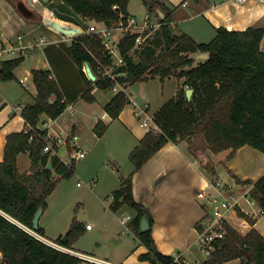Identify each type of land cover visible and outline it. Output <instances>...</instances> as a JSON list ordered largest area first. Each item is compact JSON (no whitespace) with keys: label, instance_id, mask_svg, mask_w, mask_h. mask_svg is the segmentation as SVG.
<instances>
[{"label":"trees","instance_id":"obj_1","mask_svg":"<svg viewBox=\"0 0 264 264\" xmlns=\"http://www.w3.org/2000/svg\"><path fill=\"white\" fill-rule=\"evenodd\" d=\"M129 1L63 0L64 3L58 4L67 6L70 15L78 20L77 24L83 26L79 17L108 24L125 21L129 16ZM143 1L149 12H157V7L161 6L165 16H160L161 27L140 51L133 52L138 33H127L121 38L119 45L125 63L116 67V71L125 74L116 78L104 75L103 66L112 63L113 58L92 32L76 35L69 43L48 44L45 51L52 68L32 70L37 94L34 101L27 103L21 111L28 129L8 135L5 157L0 161V209L6 213L0 211V249L4 256L1 264L81 263L78 256L55 248L20 223L33 229L37 211L40 208L46 210L48 197L58 182L70 178L75 171V161L71 164L59 154L45 151L49 134L48 129L39 128L41 115L46 113L56 119L80 97L95 101L93 91L96 87L108 90L118 83H135L157 75L161 78L170 75L185 77L184 86L153 114L160 129L151 128L131 151L135 171L167 142L191 138L200 130L214 152L232 148V156L245 144L264 152V51L261 49L264 26L235 30L222 25L216 27L217 33L212 40L198 42L185 32H175L173 11L164 3ZM52 9L57 14L56 9ZM195 52H207L209 57L194 65L196 58L191 54ZM137 54L139 60H136ZM24 59L23 55L2 59L0 54V80L16 79V69ZM86 63L96 74V80L88 77L84 68ZM188 88L194 90L191 98L188 97ZM130 102L129 94L120 90L104 108L113 118H118ZM108 126L99 119L94 130L101 137ZM54 147L59 148L55 141ZM21 152H29L31 158L30 170L25 173H21L18 166ZM134 172L122 177L120 186L112 193L111 208L118 210L127 204L137 210L134 229L141 243L148 247V251L140 255L142 259H148L152 264H184L181 258L163 253L158 248L153 236V215L149 207L134 195ZM237 181L253 184L252 196L264 211V174L256 180L237 176ZM235 208L240 216L252 224L256 222L239 205ZM145 215L149 216L151 228L141 232V220ZM223 226L226 230L224 236L214 240L215 248L201 264H225L235 257H242L246 264L252 261L264 264V235L257 228L253 227L243 235L228 220H224ZM197 227L200 231L204 229L202 223ZM81 228L82 223L76 219L67 241H63V236L57 241L72 247L75 239L72 233ZM36 231L46 236L43 226Z\"/></svg>","mask_w":264,"mask_h":264},{"label":"crops","instance_id":"obj_2","mask_svg":"<svg viewBox=\"0 0 264 264\" xmlns=\"http://www.w3.org/2000/svg\"><path fill=\"white\" fill-rule=\"evenodd\" d=\"M53 1L64 3L63 0ZM159 1L173 11L172 24L175 32L180 27L179 30L182 32L179 33L185 32L198 42L212 40L217 33L216 27L222 25L235 30H244L249 26H264V0H246L244 2H237L236 0ZM161 13L165 16L161 6H158L155 16L158 14L162 16ZM147 14L152 17L154 15L153 12L148 10L145 15ZM129 15L137 16L130 10ZM38 16L41 15L26 0H0V49H3L1 57L2 59L20 55L25 57L23 63L16 69V79L0 80V161H3L5 157L8 135L28 129L26 119L21 111L27 103L34 101L37 94V86L33 79L32 70L40 67L52 68L45 47L50 43L62 42V33L54 30L44 21L46 17L51 16L46 14L42 21ZM54 18L64 23H72L69 20H63L58 15ZM82 20L87 23L93 22V19L82 18ZM72 24L80 26L76 23ZM42 38H45V40L43 41ZM261 49L264 51V36L261 41ZM199 54V52L191 54L196 58L194 65H198L196 62L199 59H205L199 58ZM137 83H140V86L136 89L134 88L135 82L117 84L114 88L108 90L96 87L93 91L96 98L98 90L111 92L110 95L108 94L104 98V106L120 90H124L129 94L131 102L126 105L117 118L122 128L116 127V130L121 129L123 131V137L126 133V139L124 137V141H120V144L122 150L128 152L129 156L131 149H134L139 140L151 128L160 129L153 119V114L184 86L185 77L180 78L176 75H170L161 78L157 75L137 81ZM131 84H134L133 90L130 88ZM79 99L81 98L71 102L67 107V110L73 116L77 115L74 105L77 104ZM105 117H109L106 110L101 117L93 122V130L97 121L99 119L104 121ZM144 120L148 121V125L142 124ZM58 122L60 123L59 127ZM111 122L106 123L110 125ZM83 126H85V119L81 117L71 119L64 113L56 119L43 113L39 123V128L48 129L49 137L52 139L69 137L72 144L76 135L78 137L76 139L78 142L77 148L85 150L91 144L83 137L85 129H82ZM56 128L59 129L58 132ZM106 132L101 137H105ZM194 137L181 139L177 142H167L136 171L135 165L130 159L133 166L129 169V173L123 174L120 180L114 179L110 188L103 194L104 198L107 197L109 200L105 199V202L108 201L105 203V211L101 213L98 219L101 224L106 223L109 225L111 230H114L113 234L120 233L121 224L126 226L128 231L120 234H126V236L125 238L119 236L120 241L118 242L120 247L126 250L124 254H111L105 258L124 264H152L150 260L140 257L142 253L148 251V247L141 243L134 229L136 211L133 209V213L131 212V214L129 213L121 219L119 213L124 207H127V204L118 210L111 208L112 193L120 186L122 177H126L134 171V195L137 200L142 201L149 207L154 216L153 236L158 248L163 253L181 258L184 264H189L191 254L188 253L193 248L194 242L200 239V230L197 224L212 218L215 205H220L225 213L226 220L243 235L253 227L264 235V211L250 193L253 185L250 184L249 188L243 190L241 189L242 185L248 184L237 181V176L242 179L256 180L264 174V152L250 144L241 146L232 156H230L232 148L214 152L207 147L205 152L194 144ZM58 145L60 148L59 155L63 160L68 162L65 158L66 153L71 159L75 158L72 155L75 149L72 145H62V143ZM114 156L117 157V155ZM210 161H212V166L208 167L207 164ZM18 166L21 173L30 170L31 158L29 152H21L18 155ZM157 179H160L158 184H156ZM247 196L250 198L249 201L256 205L255 207L245 205L243 198ZM224 200H228L233 204L237 203L256 222L252 224L246 218L240 216L233 207L226 208L222 206ZM0 211L2 210L0 209ZM41 218L40 226H43L45 232H47L46 226L41 224ZM125 218L126 221L124 222ZM87 225V230L94 228H87ZM58 234L56 236L63 235L61 231ZM130 235H133L135 243H138L135 247H133L134 242L131 240ZM44 237L52 240L47 237V234ZM72 247L80 251H86V249L79 248L75 244ZM95 249L97 248L93 250ZM196 258L193 264H201L205 260L198 257V255ZM3 261V252L0 249V264Z\"/></svg>","mask_w":264,"mask_h":264},{"label":"rangeland","instance_id":"obj_3","mask_svg":"<svg viewBox=\"0 0 264 264\" xmlns=\"http://www.w3.org/2000/svg\"><path fill=\"white\" fill-rule=\"evenodd\" d=\"M26 1L31 7H34V9H36L43 18L46 14H49L50 9L55 8L57 11L56 15L61 16L63 20H69L70 22L76 24L78 23V20L72 17L73 15H70L71 11L64 4H58L53 0ZM152 1L154 2V0ZM128 6L129 10L133 14H136L139 18H143L147 12V6L143 0H130ZM61 11H65V13H61ZM153 13L154 15L152 18L155 19L154 21H159L160 15L158 14L155 16V12ZM42 19L40 17V21H42ZM82 22V28L84 29L82 33H89V25L92 22ZM179 29L180 27L176 30V32L178 31L177 33L182 32ZM135 57L136 60H139V54L135 55ZM115 58L118 60L119 55L117 54ZM200 60L201 59H199L196 64H198ZM133 85L134 84L130 85L132 90ZM138 86H140V83L136 82L134 88L136 89ZM107 92L108 91L98 90L97 98L93 102L80 97L81 99H79L77 104L74 105V109L77 114L76 116L69 113L67 108L65 109V112H63L64 115L71 117V119L75 117L85 119V126L82 128H85L83 137L91 144V146L85 149L86 156L82 159H71L68 153H66L65 158H67L69 163L72 164L73 161H75L74 174L70 178H65L58 182L55 190L48 197V207L42 214L41 218V224L46 226L47 237L54 241L59 239V236L56 235H59L58 233L60 231L63 234L62 236H64L71 229L74 221L76 219L79 220L82 223L83 228L75 229L73 231L72 236L76 239H74L73 244L79 248L86 249L85 252H89L102 258L111 254L121 255L125 253L126 249L124 250L120 247V243L118 242L120 241V238H125L126 234H120L128 231L126 226L121 224L120 233L113 234L114 230H111V227H109L106 223L101 224L98 217H100L101 213L105 211V203L108 202H105V199L109 200L107 197L104 198L103 194L110 188L114 179L120 180L121 176L123 174H128L130 171L129 169L133 166L130 161V156L127 154L128 152L126 153V151L124 152L122 150L120 141H124V137L126 139V133L123 137V131L121 129H119V131L116 130V127L122 128V125L119 123L117 118H113L106 111L109 117H105L104 121L111 122L112 120V122L108 127L109 131L107 130L105 137L98 136L92 128L93 122L105 113L104 98L106 95L111 94V92ZM57 124L59 127L60 123L58 122ZM56 131L58 132L59 129ZM128 137L131 139L129 135ZM193 141L196 146H199L201 150H204L205 152L207 147H209V143L205 138L204 132L201 130L195 135ZM114 155H117V157ZM207 165L208 167H211L212 161H210ZM159 182L160 179H157L156 184ZM243 184H248L242 185L241 189L245 190V188H249L252 183ZM250 193L251 195L253 194L252 190ZM249 199V196L243 198L245 205L255 207L256 205L252 204ZM133 209L137 213V210L129 205L124 207V209H122L119 213L121 219L129 213H133ZM87 224H91L94 228L92 230H87ZM130 238L134 242L133 247H135L138 243H135L133 235H130ZM193 245V248L188 253L191 254L189 264H193V262L196 261L197 255L201 259H206L208 257L207 252L203 250L201 239H198V241L194 242ZM94 248L97 249L93 250ZM80 264L100 263L82 259ZM225 264L246 263L243 262L242 257H235L226 261ZM250 264L257 263L252 261Z\"/></svg>","mask_w":264,"mask_h":264},{"label":"built area","instance_id":"obj_4","mask_svg":"<svg viewBox=\"0 0 264 264\" xmlns=\"http://www.w3.org/2000/svg\"><path fill=\"white\" fill-rule=\"evenodd\" d=\"M237 2H244L246 0H236ZM116 7V6H115ZM49 16L55 17L56 12L54 9H51L49 12ZM82 19L81 17H79ZM155 19L152 18L150 14L145 15L143 18H139L138 16H131L129 15L127 19L121 20L119 22L113 23V24H108L105 21H99L96 19H93V22L89 25V33L92 32L96 34V36L102 41L104 44L106 50L108 51L109 54H111L113 58V62L109 64H105L103 66V73L106 76H110L112 78H116L117 76L125 74L124 72H117L116 67L119 65L125 63L124 56L121 53L120 50V40L123 36H125L127 33H133L136 32L138 33V36L136 38V44L133 48V52L136 50L140 51L145 44L147 43L148 39L151 38L155 32L161 27L162 22L161 20L159 21H154ZM74 36H69L62 34V41L65 42H71ZM44 41L45 38H42ZM3 49H0V54L2 53ZM119 55V59L116 60L115 56ZM121 84V83H118ZM143 125H148V121L144 120L142 121ZM156 129V128H154ZM157 130V129H156ZM78 137L75 135L73 138V142L71 144V139L68 138H63V137H56L54 139L50 138L48 136L47 139V144L45 146V151H52L57 154L60 152V148L55 149L54 147V141L57 144L62 143V145H72L75 149L72 152V155L75 158H83L86 156V150L77 148L78 142L77 139ZM59 146V145H58ZM72 147V148H73ZM255 202V201H252ZM238 205L237 203L233 204L230 203L228 200H224L222 202V206L226 208H235V206ZM3 212V211H1ZM6 214L5 212H3ZM223 209L220 207V205H215L214 206V211L211 219L205 220L202 224L204 226V229L200 231V239L202 242L203 250L207 252L208 256L211 254L212 250L215 248L214 247V240L219 237H223L226 230L223 226L224 220H226V217L224 215ZM130 217V216H128ZM127 217V218H128ZM126 221V218L124 219V222ZM21 226L35 234L37 237L40 239L44 240L45 242L51 244L55 248L62 250L64 252L73 254L78 256L81 259H87L91 261L98 262L100 264H124V263H118L114 262L110 259L107 258H102L95 256L91 253L84 252L77 250L73 247H69L65 245L64 243H61L59 241H54V240H49L46 239L43 235L39 234L37 231L34 229L27 227L26 225L20 223ZM92 225L88 224L87 228H91ZM178 259V258H177Z\"/></svg>","mask_w":264,"mask_h":264},{"label":"water","instance_id":"obj_5","mask_svg":"<svg viewBox=\"0 0 264 264\" xmlns=\"http://www.w3.org/2000/svg\"><path fill=\"white\" fill-rule=\"evenodd\" d=\"M161 11V9H160ZM162 12V11H161ZM162 14V13H161ZM161 17H164V15L162 14ZM45 23L50 26L51 28H53L54 30L65 34V35H69V36H76L82 33L83 28L81 26L78 25H74L72 23H64L61 20H58L54 17H46L44 19ZM199 58H208L209 57V53L204 52V53H200L198 55ZM85 71L88 75V77L91 80H96L97 76L94 73V71L92 70L91 66L89 63L85 64ZM193 89L192 88H188L187 89V93H188V97L191 98L192 94H193ZM51 163L49 164V167H51ZM44 213V208H40L35 217H34V230L36 231L39 227H40V218L42 216V214ZM151 228L150 225V219L148 215H145L142 220H141V232L147 231ZM70 231V230H69ZM69 231L63 236V241L66 242L68 239V235H69Z\"/></svg>","mask_w":264,"mask_h":264}]
</instances>
